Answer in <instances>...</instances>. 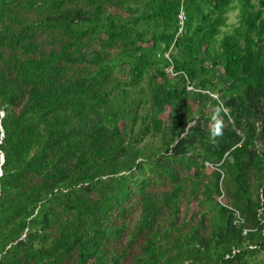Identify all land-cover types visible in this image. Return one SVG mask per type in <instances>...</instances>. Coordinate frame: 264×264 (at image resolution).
<instances>
[{"label":"trees","instance_id":"obj_1","mask_svg":"<svg viewBox=\"0 0 264 264\" xmlns=\"http://www.w3.org/2000/svg\"><path fill=\"white\" fill-rule=\"evenodd\" d=\"M0 264H264V0H0Z\"/></svg>","mask_w":264,"mask_h":264},{"label":"clouds","instance_id":"obj_2","mask_svg":"<svg viewBox=\"0 0 264 264\" xmlns=\"http://www.w3.org/2000/svg\"><path fill=\"white\" fill-rule=\"evenodd\" d=\"M169 53H167L168 55ZM223 105H221L220 108H217L216 110V114L213 115L212 117V126L210 128V137L213 139V141L215 140L216 137H219L223 134L222 129H223V121L221 119H219V113L222 110ZM227 114V113H225Z\"/></svg>","mask_w":264,"mask_h":264},{"label":"built area","instance_id":"obj_3","mask_svg":"<svg viewBox=\"0 0 264 264\" xmlns=\"http://www.w3.org/2000/svg\"><path fill=\"white\" fill-rule=\"evenodd\" d=\"M182 1H185V0H182ZM178 20H179V30H178V35H182L185 31V20H186V13L184 11L183 8H181L179 14H178ZM169 56V54H168ZM170 70H172V68H170ZM192 86L189 87V89H191Z\"/></svg>","mask_w":264,"mask_h":264},{"label":"rangeland","instance_id":"obj_4","mask_svg":"<svg viewBox=\"0 0 264 264\" xmlns=\"http://www.w3.org/2000/svg\"><path fill=\"white\" fill-rule=\"evenodd\" d=\"M238 9L232 10L229 13V24L232 26L233 24H235L238 20ZM227 29V28H225Z\"/></svg>","mask_w":264,"mask_h":264},{"label":"water","instance_id":"obj_5","mask_svg":"<svg viewBox=\"0 0 264 264\" xmlns=\"http://www.w3.org/2000/svg\"><path fill=\"white\" fill-rule=\"evenodd\" d=\"M2 161H4V156L2 155Z\"/></svg>","mask_w":264,"mask_h":264}]
</instances>
